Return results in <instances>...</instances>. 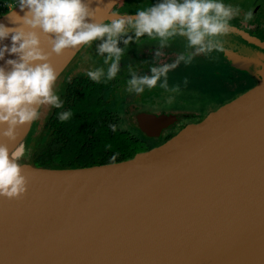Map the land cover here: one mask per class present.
Returning <instances> with one entry per match:
<instances>
[{"label": "water", "instance_id": "water-1", "mask_svg": "<svg viewBox=\"0 0 264 264\" xmlns=\"http://www.w3.org/2000/svg\"><path fill=\"white\" fill-rule=\"evenodd\" d=\"M120 2L112 12L136 14ZM11 11L0 23L15 26ZM233 26L224 54L256 84L159 147L115 165L48 166L25 151L53 106L15 142L0 128L10 150L23 144L30 181L22 199L0 197V264H264V40ZM88 46L53 57L55 85ZM162 120L141 118L142 130Z\"/></svg>", "mask_w": 264, "mask_h": 264}, {"label": "clouds", "instance_id": "clouds-1", "mask_svg": "<svg viewBox=\"0 0 264 264\" xmlns=\"http://www.w3.org/2000/svg\"><path fill=\"white\" fill-rule=\"evenodd\" d=\"M92 4L93 0H17L9 13L15 26L0 23V44L9 37L12 41L11 47L0 46V60L5 59L6 53L17 57L6 61L8 67H0L3 137L15 142L18 129L37 120L42 106L63 107L54 92L59 75L52 62L54 56L62 57L68 50L99 41L96 50L104 56L103 64L107 68L90 70L87 76L96 82L111 81L121 71L125 50L133 41L129 32H134L136 43L147 37L157 41L161 49L183 38L185 51L172 63L150 66V75H138L128 65L129 93L142 94L146 88H155L158 82L160 88L169 90L168 74L181 62L189 65L198 55L226 51L224 38L234 31L231 21L240 12L238 6L225 4L223 0H160L138 8L135 15L112 12L114 0L103 7L100 6L103 0H97L96 7ZM16 7L24 15L17 13ZM244 19L251 20L252 13L249 11ZM121 41L125 48L119 46ZM162 55V51H156L155 59ZM187 83L185 78L184 84ZM179 90V85L171 88V91ZM58 115L60 121H67L72 113L64 111ZM110 127L113 132L117 129L115 124ZM23 154V144L13 151L6 143H0V197L19 200L27 195L29 176L19 162ZM118 155L111 157L113 165Z\"/></svg>", "mask_w": 264, "mask_h": 264}, {"label": "flooded vegetation", "instance_id": "flooded-vegetation-1", "mask_svg": "<svg viewBox=\"0 0 264 264\" xmlns=\"http://www.w3.org/2000/svg\"><path fill=\"white\" fill-rule=\"evenodd\" d=\"M159 2L121 0L116 9L136 12ZM16 3L17 0H0V17ZM223 3L240 9L232 24L264 40V0H223ZM249 11L252 19L245 20ZM129 35L133 41L125 50L121 71L111 81L96 82L87 76L90 70L107 68L104 56L96 50L100 42L94 41L87 47L58 94L63 107L55 108L51 122L47 120L36 142L27 147L25 155L29 160L48 166H84L111 163L116 153L119 155L115 162L129 159L138 152L159 147L256 84L250 72L234 67L224 52L213 51L196 56L189 65L181 62L171 70L169 90L160 88L158 82L155 88H146L142 94L129 93L128 65L138 75H150V66L174 62L185 51L186 44V40L179 38L170 47L161 49L157 41L144 37L136 43L134 32ZM119 46L125 48L122 41ZM156 51H162L163 55L155 59ZM175 85H179V91H171ZM64 111H71L72 115L67 121H60L58 114ZM151 117L164 120L157 122L158 128L152 127L148 136L140 119ZM113 124L117 126L115 132L110 127Z\"/></svg>", "mask_w": 264, "mask_h": 264}, {"label": "rangeland", "instance_id": "rangeland-1", "mask_svg": "<svg viewBox=\"0 0 264 264\" xmlns=\"http://www.w3.org/2000/svg\"><path fill=\"white\" fill-rule=\"evenodd\" d=\"M85 52V51H84ZM83 52V53H84ZM82 53V54H83ZM82 54H81V56H82ZM80 56V57H81ZM80 57H79V59H80ZM78 59V60H79ZM75 66L76 65H74L72 68H71V70H69L64 76H63V78L62 79H60L59 81H58V83H57V85H55V87H54V92H55V94H59V92H60V90L62 89V85H63V82H64V80L65 79H67V77L69 76V74H71L72 72H73V69L75 68ZM59 96V95H58Z\"/></svg>", "mask_w": 264, "mask_h": 264}, {"label": "trees", "instance_id": "trees-1", "mask_svg": "<svg viewBox=\"0 0 264 264\" xmlns=\"http://www.w3.org/2000/svg\"><path fill=\"white\" fill-rule=\"evenodd\" d=\"M54 110H55V107L53 106V108L51 109V112L49 113V115H48V117L46 118V120H45V123L47 122V120L49 119L50 120V122H51V120H52V118H53V116H54ZM45 123H44V125H43V127H42V129H41V131L39 132V134L36 136V138L33 140V141H31V143L30 144H32V143H35L36 142V140L38 139V137H39V135H40V133L42 132V130H43V128L45 127ZM52 129V128H51ZM29 144V145H30ZM28 145V146H29ZM26 156V155H25ZM27 158V157H26Z\"/></svg>", "mask_w": 264, "mask_h": 264}]
</instances>
